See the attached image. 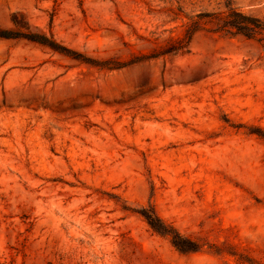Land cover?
Returning a JSON list of instances; mask_svg holds the SVG:
<instances>
[{
    "label": "rangeland",
    "instance_id": "rangeland-1",
    "mask_svg": "<svg viewBox=\"0 0 264 264\" xmlns=\"http://www.w3.org/2000/svg\"><path fill=\"white\" fill-rule=\"evenodd\" d=\"M229 8L264 21V0H0V28L96 61L0 38V264H264V39L221 30Z\"/></svg>",
    "mask_w": 264,
    "mask_h": 264
},
{
    "label": "trees",
    "instance_id": "trees-1",
    "mask_svg": "<svg viewBox=\"0 0 264 264\" xmlns=\"http://www.w3.org/2000/svg\"><path fill=\"white\" fill-rule=\"evenodd\" d=\"M221 30L234 31L246 37L260 36L264 39V21L258 17L246 14L239 9L229 8L227 13H223L216 17ZM14 28H0V38H23L32 42L39 43L50 47L60 53L80 59L89 63H96L93 59L85 57L80 52L72 50L63 45L53 35H50L41 29L33 26L25 17L19 19L17 15L12 18ZM192 33L188 35V41L191 40ZM187 48L186 44H181L173 50ZM98 64V63H97ZM264 138V131H254ZM149 223V225L161 234L170 237L173 244L185 251L200 250L203 246L190 238L182 235L173 225L163 220L153 207H143L137 210Z\"/></svg>",
    "mask_w": 264,
    "mask_h": 264
}]
</instances>
